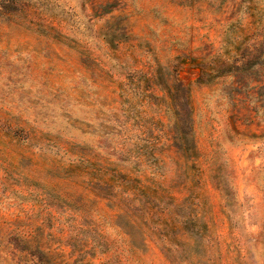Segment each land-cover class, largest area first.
Masks as SVG:
<instances>
[{"label": "rangeland", "instance_id": "rangeland-1", "mask_svg": "<svg viewBox=\"0 0 264 264\" xmlns=\"http://www.w3.org/2000/svg\"><path fill=\"white\" fill-rule=\"evenodd\" d=\"M0 264H264V0H0Z\"/></svg>", "mask_w": 264, "mask_h": 264}, {"label": "trees", "instance_id": "trees-1", "mask_svg": "<svg viewBox=\"0 0 264 264\" xmlns=\"http://www.w3.org/2000/svg\"><path fill=\"white\" fill-rule=\"evenodd\" d=\"M107 43L108 44H110L111 46H113V43L111 42V40L109 39V38H107ZM204 74L202 73V75L201 76H203ZM209 75V74H208ZM165 91L167 92V94L171 97H169L170 98V100H172L173 98H172V89L169 87L168 89L167 88H165ZM181 99L182 100H185L186 101V105L188 104L189 105V99H188V95H189V90L186 88H183V86L181 85ZM152 97H153V95H152ZM147 99L149 100V96L147 97ZM159 122H161L160 120L159 121H157L156 123H159ZM171 123V121L169 120V124ZM174 124H175V128L177 127V137H178V149H180V150H185V151H190L193 147H191V146H189L190 145V142H189V136L191 135V132H189V131H186L185 130V127H187V126H182L181 125V122L179 121V120H176L175 122H174ZM185 124V123H184ZM110 185V184H109ZM144 189V187H141V188H139V190H143ZM131 197V196H130ZM132 199H134V200H137L139 203H141V200L139 199V198H141L140 197V195L139 194H137L136 193V189H135V194H132V197H131ZM169 198V197H168ZM171 199H173L174 201L176 200V199H174V198H171ZM150 200H152V201H157V198H155V197H152ZM146 202H149L150 203V201L148 200V201H146ZM170 206H172V208H170ZM181 208V203H177V202H175V204H173V205H169V209L167 210V212L168 213H171V214H173V215H177L178 213H179V211L181 210L180 209ZM144 213V212H143ZM128 216V215H127ZM130 219H131V216H128ZM135 218H137V219H141L139 216H134ZM142 217V216H141ZM135 223V222H134ZM129 238H131V239H133V234L130 232H128V233H126V232H124Z\"/></svg>", "mask_w": 264, "mask_h": 264}]
</instances>
